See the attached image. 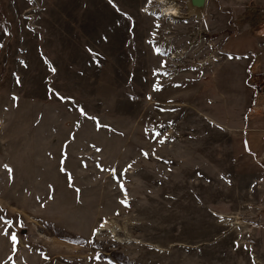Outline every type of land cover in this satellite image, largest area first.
Segmentation results:
<instances>
[{"label": "rangeland", "instance_id": "1", "mask_svg": "<svg viewBox=\"0 0 264 264\" xmlns=\"http://www.w3.org/2000/svg\"><path fill=\"white\" fill-rule=\"evenodd\" d=\"M256 40L264 0H0V264H264Z\"/></svg>", "mask_w": 264, "mask_h": 264}, {"label": "crops", "instance_id": "2", "mask_svg": "<svg viewBox=\"0 0 264 264\" xmlns=\"http://www.w3.org/2000/svg\"><path fill=\"white\" fill-rule=\"evenodd\" d=\"M228 43L229 41L226 45H228ZM254 43L255 47L247 49L252 55L248 71L252 76L253 68L257 65L260 74H262L264 78V43L257 40ZM232 54H236V52ZM237 57H241V55ZM253 84L254 87L261 85L264 90V81L255 80ZM244 123L246 126L244 132L249 138L248 145L252 148L253 144H261V151L252 148V153L257 157L264 153V138H262L264 136V96L262 94L255 93L253 95L252 109L244 116Z\"/></svg>", "mask_w": 264, "mask_h": 264}, {"label": "water", "instance_id": "3", "mask_svg": "<svg viewBox=\"0 0 264 264\" xmlns=\"http://www.w3.org/2000/svg\"><path fill=\"white\" fill-rule=\"evenodd\" d=\"M185 4L188 17L203 19L207 6V0H182Z\"/></svg>", "mask_w": 264, "mask_h": 264}, {"label": "bare ground", "instance_id": "4", "mask_svg": "<svg viewBox=\"0 0 264 264\" xmlns=\"http://www.w3.org/2000/svg\"><path fill=\"white\" fill-rule=\"evenodd\" d=\"M155 1H161V0H155ZM181 14L182 13H181L180 6H178L175 2L171 4H166L162 10L163 16L173 17L175 19H178L179 17H181Z\"/></svg>", "mask_w": 264, "mask_h": 264}, {"label": "snow or ice", "instance_id": "5", "mask_svg": "<svg viewBox=\"0 0 264 264\" xmlns=\"http://www.w3.org/2000/svg\"><path fill=\"white\" fill-rule=\"evenodd\" d=\"M109 2H111V0H109ZM157 51H158V50H157ZM81 114H82V115H86V114L83 112L82 109H81ZM93 119H94V118H93ZM156 135H159V133H157ZM160 142L163 143L164 141L161 140ZM145 155L147 156V153H145ZM3 167L8 171L9 176H10V178H11L12 169H11L8 165H4ZM129 167H131V165H129ZM61 171H64V169L62 168ZM125 171H126V170H125ZM121 189L123 190V185H121ZM121 203L124 204L125 206H127V200L121 201ZM101 227H103V225H101ZM11 238H12V240L15 242V239H16L15 235H12Z\"/></svg>", "mask_w": 264, "mask_h": 264}, {"label": "built area", "instance_id": "6", "mask_svg": "<svg viewBox=\"0 0 264 264\" xmlns=\"http://www.w3.org/2000/svg\"><path fill=\"white\" fill-rule=\"evenodd\" d=\"M256 92L257 93L261 92L262 94H264L263 89L262 88H259V87L256 88Z\"/></svg>", "mask_w": 264, "mask_h": 264}]
</instances>
